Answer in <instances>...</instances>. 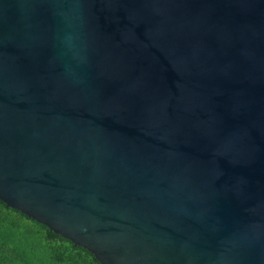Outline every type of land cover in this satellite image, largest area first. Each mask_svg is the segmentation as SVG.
Returning a JSON list of instances; mask_svg holds the SVG:
<instances>
[{
	"label": "water",
	"instance_id": "water-1",
	"mask_svg": "<svg viewBox=\"0 0 264 264\" xmlns=\"http://www.w3.org/2000/svg\"><path fill=\"white\" fill-rule=\"evenodd\" d=\"M0 201L100 264H264V0H0Z\"/></svg>",
	"mask_w": 264,
	"mask_h": 264
},
{
	"label": "trees",
	"instance_id": "trees-1",
	"mask_svg": "<svg viewBox=\"0 0 264 264\" xmlns=\"http://www.w3.org/2000/svg\"><path fill=\"white\" fill-rule=\"evenodd\" d=\"M0 264H100L94 256L0 201Z\"/></svg>",
	"mask_w": 264,
	"mask_h": 264
}]
</instances>
